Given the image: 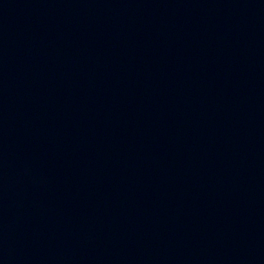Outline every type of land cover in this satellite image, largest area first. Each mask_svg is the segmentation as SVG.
<instances>
[{"label":"water","instance_id":"95a60500","mask_svg":"<svg viewBox=\"0 0 264 264\" xmlns=\"http://www.w3.org/2000/svg\"><path fill=\"white\" fill-rule=\"evenodd\" d=\"M0 264H264V0H0Z\"/></svg>","mask_w":264,"mask_h":264}]
</instances>
